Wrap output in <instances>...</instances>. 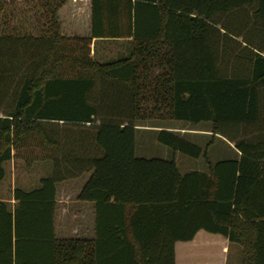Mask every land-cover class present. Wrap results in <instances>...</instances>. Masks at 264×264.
<instances>
[{"label": "trees", "instance_id": "trees-1", "mask_svg": "<svg viewBox=\"0 0 264 264\" xmlns=\"http://www.w3.org/2000/svg\"><path fill=\"white\" fill-rule=\"evenodd\" d=\"M96 40L129 55L98 61ZM145 126L208 172L138 157ZM219 137L236 155L213 164ZM14 159L53 172L0 201V264H176L200 231L264 264V0H0V181ZM89 173L95 238L58 239L57 184Z\"/></svg>", "mask_w": 264, "mask_h": 264}, {"label": "crops", "instance_id": "crops-1", "mask_svg": "<svg viewBox=\"0 0 264 264\" xmlns=\"http://www.w3.org/2000/svg\"><path fill=\"white\" fill-rule=\"evenodd\" d=\"M119 43L121 48L115 53V56H128L130 43L128 41H125V43ZM172 127L175 131L179 132L176 127ZM148 128L153 129L156 133L161 130V128L148 126L138 127V130ZM183 129L184 128H182V130ZM15 161L16 160L14 159L9 163H13ZM17 161L21 162L23 168H25L24 170L27 171L29 175L26 173L23 174L22 176L25 178L22 179L21 182L19 181L17 183V181H15L14 174H12V179L8 191L4 189L0 190V201L10 203L12 206L16 203V201L14 200V191L16 188H20L24 191H31L33 189H36L40 186L41 179L50 177L53 172V164L48 161H37L30 168L27 167L24 161ZM9 163L5 165V169L7 172L6 178L9 176V172L7 170V165ZM35 168H37L38 176H40L37 184L30 177V171ZM89 177L90 173L84 174L77 179L68 180L57 184V211L55 217V225L60 215L66 218H70L71 223L70 227H68L66 224H63L62 228V232L64 231L66 233L63 235H69L70 237L58 238L56 235L58 239L95 238L94 203L82 202L78 199V196L82 191L84 185L88 181ZM231 252H233V257ZM238 256L239 253L236 248H234V244L229 243L227 239L223 238L220 235L210 234L205 231L198 232L194 240L191 242H179L176 244V264H229L230 259L237 263Z\"/></svg>", "mask_w": 264, "mask_h": 264}, {"label": "rangeland", "instance_id": "rangeland-1", "mask_svg": "<svg viewBox=\"0 0 264 264\" xmlns=\"http://www.w3.org/2000/svg\"><path fill=\"white\" fill-rule=\"evenodd\" d=\"M119 42L125 43V40H96L95 58L98 61H103V62L118 58L119 55L115 56V53L119 51L121 48ZM172 126L176 127L179 133L183 135L187 140L203 148L209 145V143L212 141V137L209 133L210 130L209 124L203 123L200 124L199 126H192L187 123H174L172 124ZM182 128L184 129L182 130ZM136 138H137L136 153L138 157L161 158L165 160L175 159L182 174L192 171L208 172V165L204 158L194 159L182 153L173 152L169 147L162 145L157 141V133L153 129L148 128V129L138 130L136 133ZM235 155H236V151L234 150V144H231L225 139L220 137L214 139V142H212V144L210 145V149L208 153L209 160L213 164L225 159H229L231 157H235ZM24 169L25 168H23L20 161L16 160L13 163H9L7 165L9 176L5 180L0 181V190L4 189L8 191L12 179L11 178L12 174H14L15 181H17V183L19 181L21 182V180L25 178L22 175L25 173L28 174V172L25 171ZM30 174H31L30 177L37 184L40 179V176H38L37 168L30 171ZM63 224H66L68 227H70L71 224L70 218H66L60 215L55 225L56 235L58 238L70 237L69 235H63L66 234L64 231L62 232ZM234 248H236V250L239 253L238 261L237 263H235L232 259H230L229 264H241V258H242L241 249L238 245L235 244H234ZM231 253L233 257V252Z\"/></svg>", "mask_w": 264, "mask_h": 264}]
</instances>
